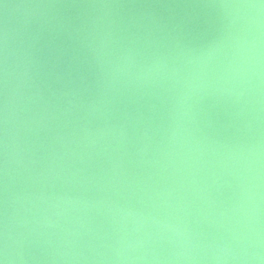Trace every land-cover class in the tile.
Returning a JSON list of instances; mask_svg holds the SVG:
<instances>
[{
    "label": "water",
    "instance_id": "water-1",
    "mask_svg": "<svg viewBox=\"0 0 264 264\" xmlns=\"http://www.w3.org/2000/svg\"><path fill=\"white\" fill-rule=\"evenodd\" d=\"M0 255L264 264V0H0Z\"/></svg>",
    "mask_w": 264,
    "mask_h": 264
},
{
    "label": "snow or ice",
    "instance_id": "snow-or-ice-1",
    "mask_svg": "<svg viewBox=\"0 0 264 264\" xmlns=\"http://www.w3.org/2000/svg\"><path fill=\"white\" fill-rule=\"evenodd\" d=\"M0 264H7L6 256L0 255Z\"/></svg>",
    "mask_w": 264,
    "mask_h": 264
},
{
    "label": "clouds",
    "instance_id": "clouds-1",
    "mask_svg": "<svg viewBox=\"0 0 264 264\" xmlns=\"http://www.w3.org/2000/svg\"><path fill=\"white\" fill-rule=\"evenodd\" d=\"M249 7H255L254 5H250Z\"/></svg>",
    "mask_w": 264,
    "mask_h": 264
}]
</instances>
